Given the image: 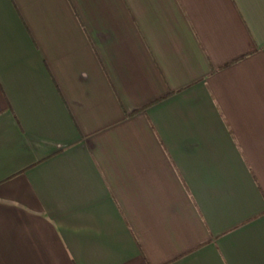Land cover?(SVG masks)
Wrapping results in <instances>:
<instances>
[{
    "label": "crops",
    "instance_id": "obj_1",
    "mask_svg": "<svg viewBox=\"0 0 264 264\" xmlns=\"http://www.w3.org/2000/svg\"><path fill=\"white\" fill-rule=\"evenodd\" d=\"M0 264H264V0H0Z\"/></svg>",
    "mask_w": 264,
    "mask_h": 264
}]
</instances>
